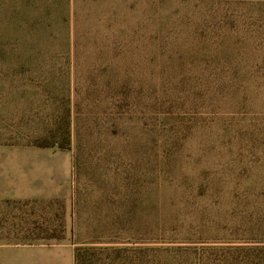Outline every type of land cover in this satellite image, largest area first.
<instances>
[{"label":"rangeland","instance_id":"rangeland-1","mask_svg":"<svg viewBox=\"0 0 264 264\" xmlns=\"http://www.w3.org/2000/svg\"><path fill=\"white\" fill-rule=\"evenodd\" d=\"M0 187H72L3 243L264 264V0H0Z\"/></svg>","mask_w":264,"mask_h":264},{"label":"crops","instance_id":"crops-1","mask_svg":"<svg viewBox=\"0 0 264 264\" xmlns=\"http://www.w3.org/2000/svg\"><path fill=\"white\" fill-rule=\"evenodd\" d=\"M62 198L70 201L72 198V187H0V204L9 200L25 199H53ZM72 207L67 208V222L73 220ZM5 232L0 229V239ZM6 234H9L6 232ZM0 247H11L18 250L17 253L10 250L0 249V264L11 255L23 261L25 264H75L74 245L65 242L54 243H3Z\"/></svg>","mask_w":264,"mask_h":264},{"label":"trees","instance_id":"trees-1","mask_svg":"<svg viewBox=\"0 0 264 264\" xmlns=\"http://www.w3.org/2000/svg\"><path fill=\"white\" fill-rule=\"evenodd\" d=\"M90 249L87 248H77L75 250V264H95L94 262V253H89Z\"/></svg>","mask_w":264,"mask_h":264}]
</instances>
